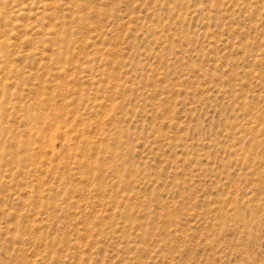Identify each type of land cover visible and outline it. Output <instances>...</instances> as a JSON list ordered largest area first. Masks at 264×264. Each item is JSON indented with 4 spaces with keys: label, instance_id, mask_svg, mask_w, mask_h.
Returning <instances> with one entry per match:
<instances>
[{
    "label": "rangeland",
    "instance_id": "rangeland-1",
    "mask_svg": "<svg viewBox=\"0 0 264 264\" xmlns=\"http://www.w3.org/2000/svg\"><path fill=\"white\" fill-rule=\"evenodd\" d=\"M0 264H264V0H0Z\"/></svg>",
    "mask_w": 264,
    "mask_h": 264
}]
</instances>
